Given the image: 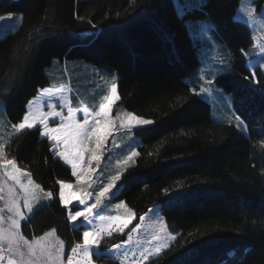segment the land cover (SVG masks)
<instances>
[{"label": "trees", "instance_id": "trees-1", "mask_svg": "<svg viewBox=\"0 0 264 264\" xmlns=\"http://www.w3.org/2000/svg\"><path fill=\"white\" fill-rule=\"evenodd\" d=\"M240 2L206 0L202 10L180 17L174 0H0V14L23 15L20 28L0 39V101L11 125L22 119L39 90L54 85L47 69L55 60L115 72L121 97L115 109L153 119L136 131L139 156L123 175L117 196L137 218L145 216L139 239H150L157 219L176 237L151 264H264V71L256 70L259 83L254 82L241 54L253 41L248 25L235 20ZM205 18L212 20L215 40L233 55L232 70L217 83L250 122V139L212 119L211 105L188 83L200 54L187 22ZM50 143L33 130L16 134L5 151L35 182L56 193L21 221V232L31 240L55 228L65 241L66 259L70 245L82 242L91 226L67 220L59 182L74 184L75 179L51 153ZM0 188L7 227L9 189L20 190L1 171ZM70 207L82 210L75 200ZM125 238L115 235L105 244ZM119 255L108 253L103 264H121ZM133 260L130 256L127 264Z\"/></svg>", "mask_w": 264, "mask_h": 264}, {"label": "snow or ice", "instance_id": "snow-or-ice-1", "mask_svg": "<svg viewBox=\"0 0 264 264\" xmlns=\"http://www.w3.org/2000/svg\"><path fill=\"white\" fill-rule=\"evenodd\" d=\"M203 7H206L204 0H183V4H176L180 15H183L186 9L202 10ZM252 11L248 12L249 18ZM13 15V13L0 14V22L12 20ZM89 23L95 30L93 35L98 34L100 30L97 26L91 21ZM209 31L210 28L203 25L198 29L199 35L205 38V43L212 44L215 42V37H208ZM256 47L264 56V46L256 45ZM241 54L250 55L244 50H241ZM261 67H264V63ZM251 75L254 82L259 83L255 80V71H252ZM216 87L214 79H207L199 90L193 88L192 93L210 96L211 90ZM53 97H57L60 101L59 110L57 104L52 102ZM120 99L118 84L113 83L110 92L103 96V102L98 110L90 109L88 106L73 107L72 101L63 89L54 90L50 87L40 90L38 100L28 102L26 114L18 123H14L12 128L20 134L35 130L40 137L51 142L49 144L51 153L70 167L71 176L75 178V184L59 182V203L67 211L68 221L72 224L82 221L91 227L83 231L82 242L70 245L71 255L66 259L65 241L58 238L55 228L31 240L25 237L21 232V221L29 220L45 207L47 202L52 201L56 193L45 190L40 183L35 182L32 173L19 167L17 159L6 152L5 146L0 144V170L20 188V192L9 189L7 210L12 215L8 217L10 223L7 227H5L4 209L0 208V264H103L106 255L113 251L120 253L117 258L121 264H127L130 256L134 258L133 264H151L153 257H158L163 249L169 247L168 241L176 239L167 231L162 219L154 222L150 229V239L146 242L139 239L145 216L141 215L137 218L133 209L123 201L115 204V209L123 210L122 214L114 216L100 214L107 206L106 201L117 199L116 192L123 187V185L118 187L117 184L121 180L120 172L100 179L97 187H93L94 176L100 170L109 137L113 135L114 130L124 129L127 134H132L134 128L154 123L153 120L141 118L131 112L113 119V106ZM45 100L48 101L47 107L50 111L44 110ZM261 119L264 121V116ZM249 123L239 109L233 112L230 126L250 139ZM260 146L264 148V140L260 141ZM137 156L139 152L133 149L117 163L127 165ZM2 191L3 189L0 188V192ZM165 194H168L167 189ZM0 199L4 197L0 195ZM74 200L78 206H82V210H74L70 207ZM133 221L137 222L133 224ZM115 235L126 238L111 246L105 244L106 239H112Z\"/></svg>", "mask_w": 264, "mask_h": 264}, {"label": "rangeland", "instance_id": "rangeland-1", "mask_svg": "<svg viewBox=\"0 0 264 264\" xmlns=\"http://www.w3.org/2000/svg\"><path fill=\"white\" fill-rule=\"evenodd\" d=\"M204 2L206 3V0H204ZM177 3L183 4V0H174L175 8ZM193 10L195 9H186L184 10L183 15H180L178 10L177 13L180 17H183ZM249 11H252L251 18L248 16ZM235 20L248 25L251 31L253 44L252 47L246 51L249 52L250 55L245 56L250 72L252 73V71H255L256 73L257 69L264 71V67H261V64L264 63V56L260 54L259 48L256 47V45L264 46V0H241L235 14ZM192 21L193 22H190L189 20L187 26L191 30L192 37L196 41H199V59L201 64L193 76L188 78V83L191 85L192 89L195 88L199 90L203 86L204 80L214 79L217 87L211 90L212 94L210 96L200 94L199 96L211 105L212 119L220 124L230 125L233 112H235L232 94L222 89L218 85L217 79L221 75L232 70L233 55L225 45L224 48H222V44L218 43L216 40L212 44L205 43V38L199 35L198 29L203 25L206 28H210L207 36L214 37L213 23L210 18ZM22 22V14H14L12 20L0 22V39L7 34L15 33L20 28ZM75 71L78 72L79 75L76 74ZM47 74L54 84L50 88L54 90L63 89L64 93L72 101L73 107L88 106L90 109L95 110H98L99 105L103 102V96L110 92L111 85L116 83L115 80L117 78L115 72L94 67L83 61H68L61 63L59 60H55L53 61L52 66L47 69ZM39 92L33 100L39 99ZM52 102L57 104V110H59V99L53 97ZM117 102L114 104L112 110L113 119H116L117 116H125L130 112L124 108L115 109ZM47 104L48 101L45 100L44 110L50 111ZM140 128L144 127L134 128L132 134H127L124 129H119V131L114 130L113 135L109 137L105 146L104 159L101 162L100 170H98L96 176H94L93 187H97L100 179H105L117 172L121 173L122 179L123 175L135 165L138 156L133 158L132 161H129L127 165H118L117 162L122 161L133 149L139 152L141 141L137 136L136 131ZM16 134L18 133L12 128V125L8 120L4 103L0 101V144L6 147ZM0 171L4 175L3 171ZM5 177L9 179L7 176ZM9 180L12 181L11 179ZM12 182L15 184L14 181ZM24 182L26 183V180ZM120 183L121 180L117 182L118 187L120 186ZM16 186L20 190L19 186ZM118 194L119 191L116 192V197ZM120 201L126 203L125 200L118 198L106 201L107 206L101 210V213L107 215L122 214L123 210L115 209V204ZM50 202L51 201L47 202V205ZM128 207L130 206L128 205Z\"/></svg>", "mask_w": 264, "mask_h": 264}, {"label": "bare ground", "instance_id": "bare-ground-1", "mask_svg": "<svg viewBox=\"0 0 264 264\" xmlns=\"http://www.w3.org/2000/svg\"><path fill=\"white\" fill-rule=\"evenodd\" d=\"M5 30V29H4ZM200 64H201V62H200Z\"/></svg>", "mask_w": 264, "mask_h": 264}]
</instances>
